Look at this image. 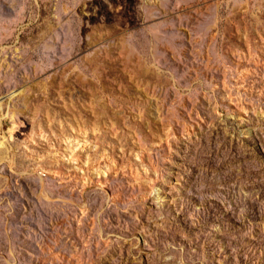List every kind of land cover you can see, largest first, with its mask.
I'll use <instances>...</instances> for the list:
<instances>
[{"label": "rangeland", "instance_id": "1", "mask_svg": "<svg viewBox=\"0 0 264 264\" xmlns=\"http://www.w3.org/2000/svg\"><path fill=\"white\" fill-rule=\"evenodd\" d=\"M0 264H264V0H0Z\"/></svg>", "mask_w": 264, "mask_h": 264}]
</instances>
